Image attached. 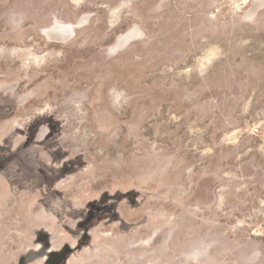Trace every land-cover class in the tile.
I'll return each mask as SVG.
<instances>
[{
  "label": "rangeland",
  "instance_id": "rangeland-1",
  "mask_svg": "<svg viewBox=\"0 0 264 264\" xmlns=\"http://www.w3.org/2000/svg\"><path fill=\"white\" fill-rule=\"evenodd\" d=\"M0 264H264V0H0Z\"/></svg>",
  "mask_w": 264,
  "mask_h": 264
}]
</instances>
